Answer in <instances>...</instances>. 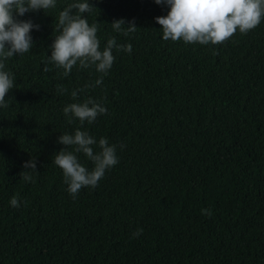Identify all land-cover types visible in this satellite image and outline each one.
Wrapping results in <instances>:
<instances>
[{
	"label": "trees",
	"instance_id": "16d2710c",
	"mask_svg": "<svg viewBox=\"0 0 264 264\" xmlns=\"http://www.w3.org/2000/svg\"><path fill=\"white\" fill-rule=\"evenodd\" d=\"M68 2L18 17L40 28L28 53L5 61L14 85L0 109V264H264V18L222 43L186 44L161 38L163 4L89 0L82 15L101 47L115 36L132 50L113 49L103 84L78 94L107 108L81 125L62 107L99 74L74 65L63 76L46 57ZM121 18L136 30L113 32ZM77 127L115 144L118 163L73 199L52 155Z\"/></svg>",
	"mask_w": 264,
	"mask_h": 264
},
{
	"label": "clouds",
	"instance_id": "9594fccd",
	"mask_svg": "<svg viewBox=\"0 0 264 264\" xmlns=\"http://www.w3.org/2000/svg\"><path fill=\"white\" fill-rule=\"evenodd\" d=\"M157 5L167 6L166 15L154 19L161 26L164 40H181L186 44H219L239 31L247 33L264 18V0H154ZM89 0H70L59 9L55 29L47 60L55 67L63 69L61 75L67 76L74 65L81 68H94L99 75L93 82L74 88L70 92L71 102L63 105L62 113L69 123L73 119L81 125L93 123L97 116L107 112L106 106L92 96L77 99L86 88L101 86L103 77L111 69L115 56L113 49L130 53L131 43H118L110 36L101 47L97 36L96 23H89ZM42 9H57V0H0V109L8 107L5 94L13 88L14 75L5 68V61L15 55L28 53L33 46L32 30L40 25L32 19H19L26 12ZM113 32L128 35L136 30L133 21L125 26L124 20L115 19L110 24ZM44 70L48 67L45 64ZM61 92L67 91L63 87ZM62 144L59 151L52 155V163L62 171L66 191L75 199L81 188H94L105 175L106 170L118 163L117 146L109 143L108 138L91 135L86 128H74L71 133L64 132L57 137ZM65 146H73L67 150ZM123 147V145H121ZM78 153H82L92 163L89 168L80 162ZM25 182L33 181L28 170L36 171V162L30 158L22 162ZM23 203L16 195L9 199L11 207H20ZM210 214L209 209H201ZM139 235V230L133 233Z\"/></svg>",
	"mask_w": 264,
	"mask_h": 264
}]
</instances>
